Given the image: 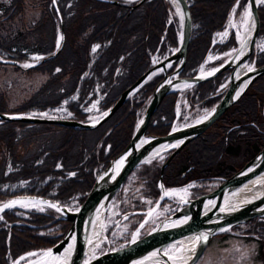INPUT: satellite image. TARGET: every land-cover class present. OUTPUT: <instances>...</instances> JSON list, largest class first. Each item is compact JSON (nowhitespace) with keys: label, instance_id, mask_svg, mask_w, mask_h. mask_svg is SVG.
<instances>
[{"label":"trees","instance_id":"trees-1","mask_svg":"<svg viewBox=\"0 0 264 264\" xmlns=\"http://www.w3.org/2000/svg\"><path fill=\"white\" fill-rule=\"evenodd\" d=\"M237 1L236 15L245 10L247 0H187L192 30L180 76L195 75L208 53H223L236 46L232 30L222 42L211 45V40L225 27ZM22 5L23 0H10L5 13L12 16L22 10ZM41 5L36 22L0 37V56L18 62L38 58L39 63L26 70L47 77L15 106H8L0 94L1 112H25L67 100L71 117L86 120L93 101L99 112L105 111L152 66L154 54L162 57L178 46L179 18L170 0H57L62 24L52 0H42ZM258 15V40L264 41V2L258 5ZM59 32L62 40L57 47ZM223 59L215 57L210 63L217 65ZM252 60L255 65L263 64L264 49H255L249 57ZM229 71L184 89L193 116L218 100L219 96L211 95L225 87ZM162 76V72L153 75L94 128L0 119V203L18 194L42 195L65 205L81 203L96 175L129 142ZM177 99L176 90L162 98L149 119L147 134L170 130ZM263 107L264 74L172 156L163 169L164 186H180L192 179L219 180L240 168L264 146ZM29 144L30 150L19 152L18 147ZM166 156L142 163L130 173L134 174L130 195L137 192L148 196L151 204L155 202L160 166ZM13 186L16 189H11ZM209 188L199 187L193 196ZM125 207L134 211L143 205L133 202ZM20 210L2 212L0 264H10V259L23 252L53 245L69 225L55 217L53 207L45 211L21 210L24 214H19ZM135 215L133 227L141 218ZM54 224L58 227L51 229Z\"/></svg>","mask_w":264,"mask_h":264},{"label":"water","instance_id":"water-1","mask_svg":"<svg viewBox=\"0 0 264 264\" xmlns=\"http://www.w3.org/2000/svg\"><path fill=\"white\" fill-rule=\"evenodd\" d=\"M115 2V0H107ZM141 1V0H140ZM178 8L181 17V34L179 44L170 54L164 56L149 69L141 74L131 85L121 92L117 100L107 108L97 119L90 121L73 118L43 117L25 115L22 113L0 112V119L21 120L28 122H51L74 127L94 128L107 119L134 91L157 72L161 71L163 77L155 85L152 95L139 118L132 136L126 146L116 154L107 166L96 176L84 200L75 208L61 204L59 201L42 195H16L13 198H33L47 205H53L58 210V219L70 222L63 236L52 246L45 250L60 253L64 248L72 246L65 264H138L147 263L158 257V264H174L173 255L162 251L164 246L171 242L191 236L195 239L193 252L184 261L178 264H194L204 251L208 240L224 228L239 222L250 220L255 216H264V189L255 196L232 202V193L253 178L262 176L264 180V146L244 165L231 175L224 177L213 189L189 198L174 212L161 219L153 228L142 236L130 239L128 243L116 249L107 250L97 257L84 260V253L90 237V228L99 209L102 216L108 203L124 182L125 178L136 166L153 158L162 151L171 150L160 166L158 181L160 195L156 203L148 210H139L145 213L141 225L148 216L154 212L164 197L162 174L165 165L180 148L193 137L208 128L230 105H232L260 75L264 74V64L244 68L257 40L260 19L258 15L259 0H247L250 12V31L245 46L238 43L235 50L222 63L208 72L198 71L194 76H180L187 55V46L191 37L192 19L187 0H171ZM53 6L61 21L57 1L52 0ZM61 35V34H60ZM62 36V35H61ZM61 39V37H60ZM242 52L239 54V52ZM53 55V54H52ZM1 62L19 64L9 58H1ZM38 61L30 65L36 64ZM176 66L172 71L168 69L172 63ZM225 69H230L229 79L224 89L212 96L221 95L210 110L201 117L177 127H172L166 134H147L146 129L152 113L160 104L162 98L176 89L178 84L192 85L217 75ZM107 113V115H105ZM178 145V146H177ZM12 198V199H13ZM2 211V210H1ZM22 257L20 255L15 261ZM37 258V257H36ZM32 258L30 260H33ZM24 261L18 264H27ZM13 264H17L14 262ZM176 264V263H175Z\"/></svg>","mask_w":264,"mask_h":264},{"label":"rangeland","instance_id":"rangeland-1","mask_svg":"<svg viewBox=\"0 0 264 264\" xmlns=\"http://www.w3.org/2000/svg\"><path fill=\"white\" fill-rule=\"evenodd\" d=\"M42 0H23L22 10L19 12H15L12 16H9V14H6L7 6L10 3V0H0V37L7 35L10 31L12 34L18 30L23 29L26 26L32 25L34 22H36L39 19L40 11L43 5H41ZM261 2H264V0H260ZM175 8V14L179 18V26L181 28V17L178 11V8L174 5ZM247 11H244L243 13L238 14L236 17H231L227 23L226 30L220 32L218 36L220 35L222 39H224L227 35V32L229 28L237 29V31H241V28L245 21V16L247 14ZM223 33V34H222ZM181 34V31L179 32ZM234 51V48H231L230 50L223 52L221 54L216 53H208L205 60L200 66V69L202 72L208 71L211 68V61L214 60L215 57H227L232 54ZM153 63L157 62L160 58L156 55L153 57ZM36 58H32L30 60L23 61L18 66L19 68L14 67L13 64L9 63H2L0 62V94L5 98L6 103L8 106H15L18 103H20L22 100L28 98V96L36 90L39 85L45 80L47 77L46 74H43L38 71L34 70H26V65L31 64ZM174 64V63H173ZM171 64V65H173ZM252 66L251 63H246V67ZM187 86H183L182 88L177 89H185ZM185 98L182 97L179 100V105L177 106L176 113L180 115L179 120L180 122H176L177 125H180L181 123H187L190 122L202 115H204L207 110H203L201 114L198 116H193L190 114L189 111H187V106L185 104ZM90 111V119H95L100 116L101 113L97 110L96 101H94L89 106ZM32 148V145L29 144L27 147H18L19 152L20 151H27ZM1 157V152H0ZM156 157V156H155ZM153 158L148 159L147 162L151 161ZM132 178L134 179V174L132 175ZM129 180L128 185H131ZM252 181H248L243 187L244 190L248 189L250 187V184ZM212 182L209 184L211 186ZM264 185V183H262ZM133 186V184H132ZM207 186V184H206ZM11 189H16V186H13ZM174 189H167L168 198L169 201L173 204L175 203L176 199H180L181 197L185 196L187 194L186 190H181L180 194H175ZM180 190V189H177ZM136 195H140L139 193L135 192ZM236 193H241L240 191H237ZM141 197H146L144 195L139 196V200ZM134 199H129L127 201V205H130V203H133ZM148 200V199H147ZM233 202V201H232ZM117 197L115 199H112L111 203L108 205L107 212L104 216V227L102 224V227L104 231L108 232L109 230H113V234L116 237H119L120 235H124L126 237V234L128 233L129 228V221L122 220L121 218L125 215H122L117 206ZM49 207L48 205L41 203V202H35V203H27V204H20L16 206H10L7 207V209H14L18 208L21 210H39V211H45V209ZM43 209V210H41ZM19 212V214H24L23 212ZM99 215H101L102 209H99ZM164 212L163 209L160 207L159 209H156L155 212L151 217L148 218V220L144 223V225L141 227L140 233H145L152 227H154L160 219H162ZM102 216V215H101ZM0 219H2V214L0 215ZM97 221V220H96ZM97 221L96 223H98ZM57 228L58 225L54 224L51 229ZM131 232V231H130ZM126 233V234H125ZM232 232H228L224 235L221 233H217L213 235L208 242L204 252L199 257L197 262L195 264H263L264 260L259 255L258 252V242L254 241L248 236L240 237L235 235L236 233L231 234ZM100 241V238L98 239ZM184 241V240H183ZM182 240L180 241H174V243H170L164 250V252H174L181 248V246L184 244ZM103 244H98V247H101ZM63 251V250H62ZM60 252L59 254L62 256L64 252ZM42 251H39L35 254L24 256L21 260L18 262L27 261L30 258H33L40 254ZM39 256V255H38ZM12 259H10L11 261ZM64 263V261H61V263ZM60 263V264H61ZM62 263V264H63Z\"/></svg>","mask_w":264,"mask_h":264},{"label":"bare ground","instance_id":"bare-ground-1","mask_svg":"<svg viewBox=\"0 0 264 264\" xmlns=\"http://www.w3.org/2000/svg\"><path fill=\"white\" fill-rule=\"evenodd\" d=\"M249 17H250V15H249V10H248L247 14L245 16V21H244V24L241 28V31H237V39H238V42L242 45V49L245 46V41H246V38H247L249 31H250V18ZM241 52H242V50L239 52V54ZM244 68H245V64L241 65L239 70L241 71ZM183 86H185L184 82L178 84L177 87L182 88ZM262 180H263L262 176H259V177L252 179L251 180L252 183L250 184V187L248 189L244 190L243 189L244 186H243L242 188H240L238 190L241 193H233L230 196L231 199L229 198V200L233 201V202H237L239 200H243L245 198L257 195L258 193H260L264 189V185H262V183H264V180L263 181ZM180 192H181V190H174L175 194H178V193L180 194ZM35 202H39V201H37L36 199H33V198H14V199L8 200L7 202L0 205V213H1L2 209L6 208L5 205H11V207H12V206L20 205V204L35 203ZM99 211L100 210H98V212L96 214L95 221L101 220V215H99ZM99 230H100V225H98V224L94 225L92 238L96 237L97 233H100ZM181 240L182 241L184 240L183 241L184 244L181 246V248H179L178 250L175 251L176 253L173 256V258L171 259L174 262V264L175 263L176 264L181 263L187 257H189L191 255V252H192L193 239L191 240L189 238H184ZM71 246H72V242H70V245L65 249L64 254L62 256L58 255L56 253H52V251H50V250H45L41 254H39V256L37 258L27 262V264H60L61 261L67 260ZM157 260H158V257H155L152 261H149L147 263L140 262L138 264H158Z\"/></svg>","mask_w":264,"mask_h":264},{"label":"flooded vegetation","instance_id":"flooded-vegetation-1","mask_svg":"<svg viewBox=\"0 0 264 264\" xmlns=\"http://www.w3.org/2000/svg\"><path fill=\"white\" fill-rule=\"evenodd\" d=\"M249 225L256 227L257 229L255 230V232L253 234L254 237L252 238V240L257 241L258 242V252L259 255L263 258L264 260V218H257V219H253ZM240 235L244 234V233H239ZM264 264V263H263Z\"/></svg>","mask_w":264,"mask_h":264},{"label":"snow or ice","instance_id":"snow-or-ice-1","mask_svg":"<svg viewBox=\"0 0 264 264\" xmlns=\"http://www.w3.org/2000/svg\"><path fill=\"white\" fill-rule=\"evenodd\" d=\"M61 39H62V37H61ZM57 47H59V40L57 41ZM95 50V49H94ZM27 66V65H26ZM105 115H107V113H105ZM178 146V145H177ZM11 205H5V207H10ZM50 206H53V205H50ZM41 210H43V209H41Z\"/></svg>","mask_w":264,"mask_h":264}]
</instances>
